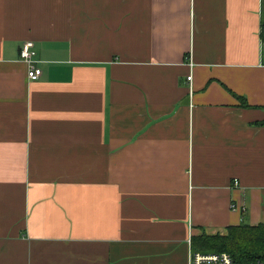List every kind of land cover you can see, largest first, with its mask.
I'll list each match as a JSON object with an SVG mask.
<instances>
[{
  "label": "crops",
  "instance_id": "0c3cea01",
  "mask_svg": "<svg viewBox=\"0 0 264 264\" xmlns=\"http://www.w3.org/2000/svg\"><path fill=\"white\" fill-rule=\"evenodd\" d=\"M262 11L0 0V264H187L263 222Z\"/></svg>",
  "mask_w": 264,
  "mask_h": 264
},
{
  "label": "trees",
  "instance_id": "16d2710c",
  "mask_svg": "<svg viewBox=\"0 0 264 264\" xmlns=\"http://www.w3.org/2000/svg\"><path fill=\"white\" fill-rule=\"evenodd\" d=\"M259 40L264 50V17L259 27ZM189 247L192 252L227 253L234 264L264 262V221L254 226L246 224L229 226L224 235L192 236L189 240Z\"/></svg>",
  "mask_w": 264,
  "mask_h": 264
},
{
  "label": "built area",
  "instance_id": "2783aa9c",
  "mask_svg": "<svg viewBox=\"0 0 264 264\" xmlns=\"http://www.w3.org/2000/svg\"><path fill=\"white\" fill-rule=\"evenodd\" d=\"M19 60L26 64V77L29 81H36L40 76V69L37 67V61L34 59L35 52L30 42H24L18 50ZM187 81L190 80L188 76ZM233 186L237 185L236 181L232 182ZM187 264H234L227 253H200L189 252ZM248 264H264L262 261L250 262Z\"/></svg>",
  "mask_w": 264,
  "mask_h": 264
},
{
  "label": "rangeland",
  "instance_id": "374dc122",
  "mask_svg": "<svg viewBox=\"0 0 264 264\" xmlns=\"http://www.w3.org/2000/svg\"><path fill=\"white\" fill-rule=\"evenodd\" d=\"M263 14H264V10L262 11V17H264Z\"/></svg>",
  "mask_w": 264,
  "mask_h": 264
}]
</instances>
